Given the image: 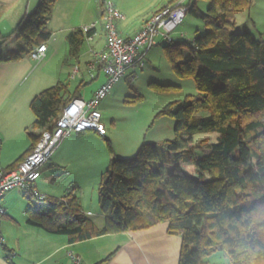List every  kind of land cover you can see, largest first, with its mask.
Instances as JSON below:
<instances>
[{"label":"trees","instance_id":"16d2710c","mask_svg":"<svg viewBox=\"0 0 264 264\" xmlns=\"http://www.w3.org/2000/svg\"><path fill=\"white\" fill-rule=\"evenodd\" d=\"M57 1L39 0L21 18L14 34L23 42L0 48V63L30 56L50 39L47 23ZM180 1L167 0L152 16ZM206 1V12L199 0L184 2L206 32L188 43L172 36L164 45L174 72L193 78L198 90L178 108L170 104L162 111L175 119V137L161 144L145 142L133 157L111 160L98 194L106 217L103 228L86 215L73 191L46 196L40 200L45 203L27 209L30 225L75 242L167 222L168 233L182 239L179 264H204L215 251L225 253L232 264H264V121L259 117L264 113V38L236 30V14L249 8L251 0ZM105 11L106 2L102 17ZM85 38L83 28L68 34L71 57L78 56ZM69 93L60 82L32 99L35 120L27 131L33 144L9 168L33 149L43 130L53 128L64 106L78 95ZM209 132L217 133V140L209 152L195 155L194 135ZM182 162L193 164L195 172L186 171Z\"/></svg>","mask_w":264,"mask_h":264},{"label":"rangeland","instance_id":"374dc122","mask_svg":"<svg viewBox=\"0 0 264 264\" xmlns=\"http://www.w3.org/2000/svg\"><path fill=\"white\" fill-rule=\"evenodd\" d=\"M107 1L120 5L121 13L125 18L119 20L117 25L124 33H129L133 28L138 27L146 17L166 2V0H58L55 11L53 9V24L57 25L60 18L64 21V25L59 27L63 28H69L74 24H81L80 27L83 28L85 25L95 23L98 29L96 39L102 42L106 34L102 5ZM20 5L21 0H0L2 48L17 47L18 41L23 42L14 34L18 25L15 18L18 16ZM198 6L202 12H206L208 1L199 0ZM236 16L237 31H249L256 38H264V0H251L249 8L238 12ZM205 32L204 22L187 13L183 23L175 29L172 36L175 41L188 43L196 34ZM157 42L158 44L148 51L144 66L122 77L114 84L110 93L100 101L99 109L102 111V121L107 128V134L100 136L92 130L82 133L73 132L65 138V149H63L64 145L62 147L64 140L57 147V152L55 151L56 154L51 159L53 166L49 168L55 170L54 179L48 178L50 171H45L39 182V190L45 197H62L73 191L85 207L99 208V186L113 158L133 157L145 142L161 144L175 137V119L163 114L162 111L170 104L178 108L187 96L197 94L198 90L193 78H181L174 72L165 55V42L160 35L157 37ZM94 45L96 48L100 47V44L94 43ZM81 48L86 53H90L87 42H84ZM184 50L186 55H191L188 46H184ZM90 55L86 54L81 59L80 67L84 71L88 68L85 64L90 60ZM24 59H31L33 65L41 64L30 56H25L22 60ZM87 75L86 80L89 82V73ZM66 80L70 83V92L76 93L81 80L70 78L68 71H66ZM93 83L90 82L79 88L84 99L91 98ZM11 87L12 85H9L2 89L4 95L0 101V106L3 105L0 114V142L5 137L10 139L6 148H0L4 167L8 165L5 163V156L15 155L17 158L24 152L27 141L31 139L27 129H31L35 120L30 107L31 101L23 103L21 109L14 106L17 93L11 91ZM200 114L205 115L207 112L203 111ZM21 116L28 122L22 136L14 134ZM259 117L264 121V113ZM216 138L215 132L194 135L195 155L200 156L209 152V144L215 142ZM107 139L111 143L112 150ZM181 166L190 173L195 172L193 164L182 162ZM5 201L7 214H12L17 220H23L27 216L26 210L30 207L35 209L38 204L45 203L33 195H25L24 191L19 189L7 192ZM204 264L232 263L225 253L215 251L204 259Z\"/></svg>","mask_w":264,"mask_h":264},{"label":"crops","instance_id":"0c3cea01","mask_svg":"<svg viewBox=\"0 0 264 264\" xmlns=\"http://www.w3.org/2000/svg\"><path fill=\"white\" fill-rule=\"evenodd\" d=\"M38 2L39 0H21V7L18 16L15 18L17 19L16 21L19 23L21 18L26 13L31 12ZM166 2L161 7H163ZM113 4L119 11H121L119 4ZM161 7L153 11L138 27L133 28L131 32L124 33L120 28L119 31L123 36H134ZM55 9L56 7L54 8V11ZM54 11L47 23V27L51 26L50 30H48L52 35L45 43L47 46L46 57L40 62L37 61L38 64H41L33 65L31 59L22 60V58L17 61L5 63V65H0V101L4 95L2 89L9 85H12L11 91L13 90V92L17 93V98L14 103V106L17 107V109H21L23 103L25 104L32 101V99L40 92L54 87L60 82L67 84L70 90V83L66 80V71L69 72L70 78L81 80L79 86L80 89L85 84L94 82L91 88L90 99H92L95 92L105 84L107 77L103 70L98 65H96L93 70H90V64L95 62L96 55L99 52L106 49V34L104 35V38H102V42L99 41L100 39H96L98 37V29L96 26V28L91 30L90 33H86L84 41L89 45L90 53H86V51L81 48L78 56L71 57L68 34L72 30L68 29H72V27H74L73 30L76 28H82L80 27L81 24H74V26H70L69 28L59 27V25H64V21L60 18L57 21L58 24L56 23L57 25H54ZM89 35L92 36L91 39H89ZM21 43L22 42L19 41L17 42L18 45ZM94 43L96 45L100 44V47L96 48ZM4 47L5 46H3V48ZM0 48H2V45ZM86 54L91 55L90 60L85 64L88 65V68H85L86 70L84 71L81 69L80 65L82 57ZM50 65L51 68H49ZM53 65L54 67H52ZM139 67L143 66L136 65L130 68L126 75L131 74ZM76 68L78 73L74 75L73 71ZM88 73L90 76L89 82L86 80ZM76 93H78V95H76L75 98H81L84 101L90 100L84 99L82 90H78ZM69 94L71 95L72 93L70 92ZM2 108L3 105L0 106V114ZM27 123L25 117L23 118L21 116L19 121H17V131L14 134L22 136L24 129L27 128ZM65 138L63 139L64 142L62 144V147L64 145L63 149H65L66 146ZM8 141H10V139L5 137V139L0 142V148H6ZM32 144L33 140L31 138L29 142L27 141L24 152L17 156V158L15 155L5 156V163L8 164L5 168L14 166L20 161V159H22L31 148ZM55 151L57 152V150ZM55 151L49 162L42 169V175L43 172L50 171L48 178L53 177L52 180L54 179L55 170L49 168L53 166L51 159L55 156ZM42 175L36 181V187L38 190ZM5 195L1 200L5 213L0 216V234L4 238V243L2 244L3 250L0 249V264H71L72 254L79 255L82 259V264H179L182 239L179 235H170L168 233L167 222L158 223L148 229L108 233L93 236L85 240L71 242L66 235L51 233L42 227L30 225L28 223V215L23 220H17L12 214H7ZM79 201L86 215L98 228H103L105 226L106 217L102 213L100 206L99 208H88L83 205L80 199Z\"/></svg>","mask_w":264,"mask_h":264},{"label":"built area","instance_id":"2783aa9c","mask_svg":"<svg viewBox=\"0 0 264 264\" xmlns=\"http://www.w3.org/2000/svg\"><path fill=\"white\" fill-rule=\"evenodd\" d=\"M184 2L185 0H181L176 5L162 9L130 37L123 36L117 25L119 20L124 19V15L113 2H106L103 16L106 49L96 55L95 62L90 64V70L96 65H101L107 80L89 101L74 98L66 104L53 128L42 131L33 149L16 167L5 168L2 165L0 150V216L5 213L1 200L11 190L19 189L24 193H31L39 200L45 198V195L37 189L36 181L41 177L43 167L65 137L73 132L87 130H95L103 136L107 134V128L102 121V111L99 109L100 101L110 93L114 84L124 77L130 68L144 65L148 51L158 44L159 35L164 42L172 40V33L183 23L187 13ZM95 28L96 24H92L83 29L86 33H90ZM91 38L92 36L89 35V39ZM46 52L47 46L43 43L32 50L30 57L40 62L46 57ZM76 73H78L77 68L73 71L74 75ZM3 243L4 238L0 234V244ZM71 264H82L81 257L72 254Z\"/></svg>","mask_w":264,"mask_h":264}]
</instances>
